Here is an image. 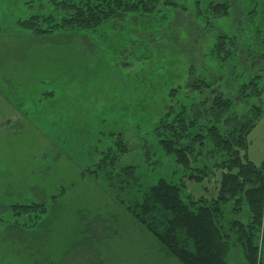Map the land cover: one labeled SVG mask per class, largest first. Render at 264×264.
<instances>
[{"label":"rangeland","instance_id":"374dc122","mask_svg":"<svg viewBox=\"0 0 264 264\" xmlns=\"http://www.w3.org/2000/svg\"><path fill=\"white\" fill-rule=\"evenodd\" d=\"M214 3H227L228 14H214ZM31 16L47 28L61 12L52 0H0V61L16 59L15 91L23 92L5 94L0 77V264H181L126 206L159 178L178 184L184 200L215 194L221 170L214 165L223 156L203 150L206 159L185 168L155 132L168 93L182 99L195 76L231 99L258 77L260 96L250 103L263 114L249 133L248 157L264 160V0H160L150 13L126 12L92 29H55L38 39L19 24ZM220 36L233 39L228 55L216 51ZM109 149L116 167L135 168L137 179L122 193L93 172ZM204 166V180L189 178ZM39 203L40 218L33 213L34 225L23 228L19 205ZM236 207L233 200L223 206L228 225L249 219L244 204ZM258 237L261 245L262 228ZM230 242L226 259L247 264L235 237ZM259 251L264 264V245Z\"/></svg>","mask_w":264,"mask_h":264},{"label":"trees","instance_id":"16d2710c","mask_svg":"<svg viewBox=\"0 0 264 264\" xmlns=\"http://www.w3.org/2000/svg\"><path fill=\"white\" fill-rule=\"evenodd\" d=\"M159 2L52 0L54 7L61 12L59 20L50 21L51 18L47 17L46 20L52 22L47 28L38 25V16L21 20L19 24L36 36L48 35L55 29H92L126 12H153ZM227 6V3L210 5L214 14L218 15L228 14ZM227 39L234 43L232 38L220 36L214 44L218 53L224 52ZM257 78L241 84L235 99L212 90L215 83L197 76L187 83V95L182 99L179 96L173 99L177 94L175 90L168 93L171 103L155 128L157 141L167 153L174 154L176 162L189 169L193 160L206 159L202 157L203 150L207 155L223 156L214 165L221 170L215 194L184 200L178 184L159 178L140 201L130 202L126 209L166 254L181 264H232L226 259L231 250L232 237L242 247L247 264H261L259 249L264 245V160L255 164L248 157L249 133L263 114L259 105L250 103L260 96ZM206 92L210 93V99L205 98ZM236 104L248 105V109L237 114L232 110ZM206 145H210V149H206ZM115 161V152L110 149L103 151L93 172L96 176L98 172L102 174L108 190L115 192L119 189L122 193L129 189L131 181L137 179L136 172L133 166L116 167ZM206 168L196 167L189 178L204 180ZM114 196L117 199L119 195ZM231 200L237 209L242 204L246 206L247 221L235 219L228 225L229 221H225L222 210ZM120 202L123 203V200ZM44 208V203L19 205L16 214L26 217L22 227L33 226L34 223L28 225V221L35 219L34 214L39 219L36 209L43 212ZM260 228L261 245L258 244Z\"/></svg>","mask_w":264,"mask_h":264},{"label":"crops","instance_id":"0c3cea01","mask_svg":"<svg viewBox=\"0 0 264 264\" xmlns=\"http://www.w3.org/2000/svg\"><path fill=\"white\" fill-rule=\"evenodd\" d=\"M46 36L47 35H45V36H37L36 38L38 39V38H46ZM17 59H19V58H17ZM15 61H16V59L14 60V58L11 60V62H10V60L9 59H6V56H3L2 58H1V61H0V77L1 78H3V79H5L6 81H5V87H3V91L5 92V94H8V93H10V92H14V93H16V94H21L22 95V93L23 92H20V91H15L16 90V84H17V80H16V78H17V73H16V71H17V69L19 68L18 67V65L15 63ZM4 62H6L5 64H4ZM9 62V63H8ZM1 64H3V65H1ZM37 68V67H36ZM38 70H39V72L41 71V74H42V71L44 70V74L43 75H41V76H47V75H45V74H47V71H46V69L45 68H41L40 66L37 68ZM52 68H49V70H51ZM41 78H43V77H40L39 79H41ZM22 84V83H21ZM20 84V85H21ZM26 111L24 112V113H30L31 111H32V109H33V107H32V105L30 104V103H24V107H23ZM4 110H6V108L4 109ZM18 110L20 111V112H22V108L21 107H19L18 108ZM1 116V115H0ZM261 119V118H260ZM249 151V150H248ZM248 218V217H247ZM248 220V219H247ZM260 259H261V257H260ZM262 261V260H261ZM263 263V262H262Z\"/></svg>","mask_w":264,"mask_h":264}]
</instances>
